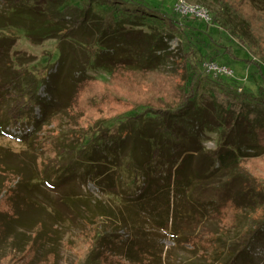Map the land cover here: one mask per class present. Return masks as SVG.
<instances>
[{"label":"rangeland","instance_id":"obj_1","mask_svg":"<svg viewBox=\"0 0 264 264\" xmlns=\"http://www.w3.org/2000/svg\"><path fill=\"white\" fill-rule=\"evenodd\" d=\"M141 1L155 13L142 14L138 22L140 26L123 22L124 26L119 31L123 34L127 29H137L141 31V36L146 33L154 38H163L168 51L178 57L182 54L188 56L186 66L191 68L190 76H183L186 81L181 80L183 71L180 61L176 64L162 52L148 50L142 41V48L124 53L126 57L122 63L130 68L148 66L164 74L176 72L175 80L179 86L184 84L185 87L192 78H197L194 106L203 110V127L200 129L203 151L199 148L192 171L207 174L204 163L210 158L205 151L215 150L222 139L219 132L207 131L220 123L216 102L218 93L229 91L257 98L259 89H264V0H182L203 8L211 18L209 24L195 20L192 25L186 18L174 13L173 6L178 0ZM38 3V9L44 10V0ZM65 4L84 8L87 1L65 0ZM4 8L0 7V10ZM91 8L103 23L114 24V21L125 17L123 13L114 11L105 0L92 2ZM160 13L177 21V25L184 28V33L171 31ZM130 20L132 23L137 21ZM64 22L71 30L69 37H52L38 43L30 42L20 28H0V44L9 45L8 56L0 63V87L5 82V86L10 87L8 92L15 96L5 100L0 93V127L7 121V110L25 91L26 79H17L19 69L25 72L28 80H34L36 89V100L24 110L20 122L22 127L11 129L7 126L9 136H0V261L13 257L20 264H78L90 250L92 241L95 244L100 235L107 240L104 248L108 253L102 254L99 261L92 255L90 264H142L139 258H135L133 263L125 260V247L130 236L124 228L133 224L139 226L141 222L128 216L123 203L126 197L136 193L137 197L143 196L149 208V194L143 191L138 195L140 190L137 187L141 184L145 187L147 180L132 183L134 173L124 168V160L117 167H111L108 175V167L104 165H101V174L98 166L93 167L89 174L78 163L73 164L69 172H64L60 165L47 163L51 153L64 141V124L75 121L67 111L74 99L76 82L83 76H91L99 86L112 90L117 87L123 91L118 76H112L107 70L113 67V61L101 53V45L95 44L97 32L94 25L78 27L67 18ZM135 36L132 34V37ZM96 57L102 60L96 62ZM208 59L215 62L210 63ZM211 65L214 67L212 71L209 70ZM38 97L47 102L43 103V108V101L40 100V104L37 102ZM130 97L138 103L148 100H141L134 92ZM79 103L77 100V107ZM109 110L120 115L123 109L109 102L103 109L104 115ZM147 111L146 107L139 106L134 111L101 123L100 129L106 128L113 133L123 125L131 131L140 122L132 117L141 115L144 119L142 124L153 117ZM234 128L230 138L235 136L236 131L240 135L248 133L243 122L237 123ZM178 134L182 136L179 130ZM93 137L96 139L98 132ZM242 140L247 141L245 136ZM115 154L118 155V152ZM101 155L96 152L92 157L98 160ZM107 158L110 159L109 156ZM140 158V161L144 160L142 155ZM58 160L62 162L68 158L63 155L58 156ZM216 171L194 180L191 189L194 193L179 202V214L182 216L172 231L170 223L166 228H160L153 225V221L140 219L143 222L140 240L145 241L141 242L142 246H147L145 250L157 255L151 257L150 264H227L235 256L234 264H264V237L252 241L243 251H240L238 243L245 226L264 206V182L258 180L260 184L256 188V180L242 174ZM146 173L140 172L142 178ZM164 174L166 170H163ZM96 175L102 180L101 186L95 184L99 181L93 183L92 177ZM157 185L158 182H154L152 191ZM206 191H223L221 199L230 198L237 203L240 211L232 225H221L216 202L205 203L207 198L203 194ZM160 202L162 218L172 220L176 215L177 197L169 192V196H160ZM143 217L139 215V218ZM172 235L181 239L175 241ZM150 256L141 254L144 264H148Z\"/></svg>","mask_w":264,"mask_h":264},{"label":"trees","instance_id":"obj_2","mask_svg":"<svg viewBox=\"0 0 264 264\" xmlns=\"http://www.w3.org/2000/svg\"><path fill=\"white\" fill-rule=\"evenodd\" d=\"M39 1L0 0V7L5 6L4 9L0 10V28L8 26L20 28L30 42L38 43L52 37L61 39L69 37L71 30L65 25V18L76 26H82L83 28L92 23L97 32L94 40L95 44L101 45L103 48L101 53H104L110 61H113V67L107 70L112 76H118V83L123 86V91H120L117 87L112 90L102 84V86H99L97 80L91 76H83L82 79L76 82L74 99L67 111L75 121L70 120V122L64 124L65 127L62 133L64 141L61 146L56 147L55 152L51 153L52 155L47 163L54 166L60 165L64 172H69L72 165L78 163L89 174H91L92 168L96 166L99 167L101 174V165H104L108 167V175L111 167H117L118 163L124 160L126 161L124 168H129L134 173L132 183L147 180L146 189L144 184L137 187L140 190L138 195L143 191H147V194H149V201H151L149 208L147 201L143 200V196L137 197L136 193L126 197L123 203L128 216L138 218V221L141 222L139 226L133 224L124 228L130 236L125 247L126 261L133 263L135 258H139L140 262L142 261V264H144L145 260L141 258V254L147 255V257L151 254L147 261L150 264L151 257L157 256L155 252L145 250L148 249L147 246H142L141 242L145 241L140 240L143 233L141 228L143 222L140 219L153 221V225L160 228H166L170 223V230L172 231L175 228L176 221L182 216L181 213L179 214V202L182 203L184 199L187 200L189 194L193 195L194 193L191 191L195 184L194 180L202 179L218 170L228 171L225 174L236 172L251 180H256L254 185L256 188H259L258 184L260 182L258 183V180L264 182V89L262 87L259 89L260 92L257 98L229 91L218 93L216 102L219 108L217 114L220 123L217 127L207 131L219 132L222 139L218 142L215 150L205 151L210 158L208 166V161L204 163V168L206 167L204 172H207V174L193 173V161L198 157L200 150L203 151V138L202 132H200L203 127L201 123L203 110L194 106L197 78H192L189 84L184 87V84L179 86L176 82V72L164 74L148 66L130 68L122 63V60L126 57L124 53L129 50H138L141 46L140 41H142L146 43L148 50L162 52L166 57H171L174 62L176 61V64L180 61L181 70L183 71L180 75V77L182 76L181 80L186 81L183 76L187 78L190 76L191 68L186 66V62L189 61L188 56L182 54L178 57L168 51L169 47L163 38H154L146 33H141V36L139 34L141 31L137 29H127L123 34L119 31L124 26L123 22H128L132 26H140L138 22H140L142 14L146 12L155 13L154 9L141 0H105L114 11L120 14L123 13L125 16L123 20L114 21V24H112L111 22H101L99 17L92 12L91 4L98 0H86L87 4L84 8L67 5L65 0H44V10L38 9ZM161 17L171 31L184 33V28L179 27L177 21L164 15H161ZM131 18L137 21L132 23ZM189 23L192 25L194 22ZM132 34L136 36L132 37ZM113 41L115 43L111 44ZM8 47V44L6 46L0 44V63L8 56ZM97 60H102V58L96 57L95 61L97 62ZM208 61L215 62L213 59H208ZM99 66L105 68L101 65L97 67ZM17 74V79H26V87L24 93L16 100L15 105L11 106L6 112L7 121L3 127H0V136L3 137L9 136L6 130L7 126L11 129L22 127L20 122L24 116V110L30 108L34 103L33 101L36 100L34 80H28V76L21 69L17 71ZM3 84L0 87L3 99L15 98L12 93L8 92L10 87L5 86V82ZM132 92L135 93V96H139L141 100L142 98L148 100L138 103V101L131 99ZM40 100L42 99L38 97V104H40ZM77 100L80 102L78 107L76 105ZM42 101L41 107L43 108V103L47 104V102ZM109 102L114 107L123 109L120 110V113H122L120 115L125 114L127 111H134L139 106H144L147 108V112L152 113L153 117L148 118L149 121L146 124L141 123L144 120L141 119V115L132 117L134 120H140L138 124H135L134 129L130 131L122 125L115 132L110 133L106 128L100 129V124L118 118L120 115L110 110L107 115H104V111L107 110L103 111V109ZM132 118H130L131 121ZM239 122L246 125L248 133L244 132L243 135H240L236 131L235 136L230 138L232 131L235 130V125ZM178 130L182 136H179ZM96 132H98V137L93 139ZM244 136L246 142L242 140ZM184 137L188 140L186 141ZM127 144L130 146L127 147ZM96 152L102 153V157L98 160H94L92 157L93 153ZM116 152H118V155L115 154ZM63 155L68 160L59 162L58 156ZM141 155L144 158L143 161H140ZM181 158L182 161H179ZM166 166L167 168H165ZM163 170H166L164 175ZM141 171L143 173L147 172L146 175L144 174L145 178H142ZM137 173H139V176ZM92 179L93 183L99 181L95 184L101 186L102 180L98 175L92 177ZM154 182H158V185L152 191ZM169 192L177 197V204L174 207L176 215L172 220L169 218L165 220L161 216L160 196L163 194L164 197L169 196ZM206 192L203 194L207 198L205 203L216 202L221 225L224 227L232 225L234 218L240 211L237 203L230 198L221 199L223 191ZM167 206L169 209V202ZM140 214L144 217L139 218ZM99 236L95 244L92 241L90 250L85 253L78 264H90L92 255H94L93 259L96 256L99 261V258L103 256L102 254L108 253L104 248L107 240ZM172 237L175 241L181 239L175 235H172ZM263 237L264 206L261 208L260 213L258 212L245 226L238 242L240 251L250 246L252 241ZM112 243L116 245V242ZM143 249V252H138ZM98 254H100L99 257H97ZM235 260L236 256L227 264H234ZM0 264H20V261L13 257H5L1 259Z\"/></svg>","mask_w":264,"mask_h":264},{"label":"built area","instance_id":"obj_3","mask_svg":"<svg viewBox=\"0 0 264 264\" xmlns=\"http://www.w3.org/2000/svg\"><path fill=\"white\" fill-rule=\"evenodd\" d=\"M173 11L175 14L186 18V21L188 22H194L195 20H200L203 23L209 24L211 21V18L206 10L195 5H189L182 0H178L174 4ZM210 63H214V62H210ZM213 68H214L213 65H211L209 70L212 71ZM226 70L227 69L225 68V71Z\"/></svg>","mask_w":264,"mask_h":264}]
</instances>
